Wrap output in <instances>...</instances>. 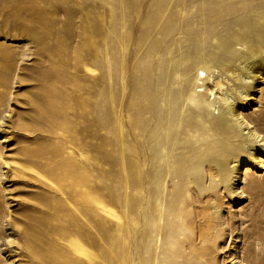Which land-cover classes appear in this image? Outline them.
Instances as JSON below:
<instances>
[{"label": "rangeland", "instance_id": "obj_1", "mask_svg": "<svg viewBox=\"0 0 264 264\" xmlns=\"http://www.w3.org/2000/svg\"><path fill=\"white\" fill-rule=\"evenodd\" d=\"M250 17L264 23V0H0V264H59L50 256L28 258L32 252L24 251L25 225L31 215L39 220L45 240L58 242L49 234L57 219L48 217L54 215L48 205L56 193L41 181L57 163L67 167L70 159L86 183L74 191L61 181L65 193L60 197L66 202L74 193L92 192L94 250L121 255L127 228L120 154L127 143L138 144L131 117L139 111L142 85H151L154 94L167 74L178 80L177 59L182 77L190 81L186 89L205 88L199 92L206 99L214 97L210 93L221 75L228 88L223 92L230 90V98H238L236 113L250 121L241 131H261L259 144H264V52L243 56L250 57L245 64L235 62L240 70H254L245 72L243 95L231 92L238 81L211 58L218 38H231ZM233 50L240 54L247 45L234 43ZM262 58L263 64L256 62ZM201 65L209 77L196 79ZM157 95L162 98L160 91ZM256 149L255 160L231 162L229 192L224 185L211 189L220 190L223 204L217 213L214 207L208 210L214 222L205 241L200 244L193 235L194 245H178L184 255L197 253L189 264H264V149ZM218 200L216 194L200 202ZM70 223L64 216L59 224L65 244L75 228ZM106 233L109 245H115L111 252ZM100 262L97 257L88 264Z\"/></svg>", "mask_w": 264, "mask_h": 264}, {"label": "bare ground", "instance_id": "obj_2", "mask_svg": "<svg viewBox=\"0 0 264 264\" xmlns=\"http://www.w3.org/2000/svg\"><path fill=\"white\" fill-rule=\"evenodd\" d=\"M221 40L218 38L216 51L211 54L213 64L220 65L231 73L232 80H237L239 84L233 86L235 83H232L231 92L235 94L238 91L240 95H243L242 86L247 84L245 79L248 78L245 72L252 73L254 70H250L251 67L247 68L249 64L246 65V71L240 70L235 67V62L238 60L240 64L244 63L250 57L245 59L242 58L243 56L248 54L253 57L258 52H264V23H259L254 17L247 18L241 30L233 31L231 38ZM189 43L193 44L191 41H188ZM234 43L246 44L247 50L235 54ZM260 47L263 51H258ZM262 60L263 58L257 59L256 62L260 63ZM180 66V59H177L174 67L178 69L177 74L180 78L172 80L171 73L167 74L166 80L158 81L154 94H151L149 90L151 85L143 84L140 90L139 111L134 113L133 118L130 116L133 131L136 132L139 140L137 145L127 143L126 150L121 151L120 154V161L125 170L122 172L125 181L124 223L127 228V231L122 234L121 255L114 251L113 256V252L108 256L107 250L102 249L99 252L94 250L91 210L95 196L92 192L80 197H77L79 194L74 193V196L69 197L71 199L68 198L66 202L60 197L65 193L61 181L66 180L68 187L74 191L77 186L86 183V175H78L77 164L74 159H70L67 167L61 163L51 167L54 172L46 175L45 181H41L47 186L49 192L56 193L51 204L48 205L54 215L48 217L51 219L55 216L57 219V227H53L49 234L56 235L58 242H47L48 239L45 240L46 234L44 230L42 231L39 220L31 219L29 215L28 222L31 220V227L27 222L24 251L31 249L32 253H26L30 260L35 261L36 255L40 259L50 256L53 262L59 264H88L97 257L101 259L99 264H111V262L115 264H169L170 262L189 264L188 259L197 254L191 250L186 253L190 255H184V251H180L178 245L181 242L188 243L189 246L194 245L195 240L191 241L193 235L195 239L197 235L199 236L200 244L207 238L206 230H210L214 222V217L208 210L214 207V212L217 213L223 204L220 190L211 189L224 185L229 192V182L233 173L231 162L238 161L241 157L255 160L258 158L256 148L264 149V144H259L263 140L261 131L249 129L247 133L242 132L248 127L243 128L244 122L249 124L250 121L241 118L240 113H236L234 104L238 98L236 95L230 98L228 94L230 90L223 92L227 87L222 77L220 78L221 75H218L214 82L215 92L211 90L210 93L214 94V97L206 99L203 93L199 92L205 88L186 89V84L190 81L182 77L184 71L180 69ZM203 68L204 66L201 65L197 69L196 79L209 77V73ZM202 83L206 85L205 80ZM158 91L162 93V98H158ZM216 93H218L217 96ZM111 98L113 99L112 95ZM191 103L195 107H191ZM211 107H214V110ZM107 110L109 111L108 108ZM137 163L140 164L139 167ZM66 170L67 173H64ZM49 172H51L50 169ZM41 173L44 172L41 171ZM230 193L233 192L230 191ZM216 194L219 199L216 203L200 202L203 197ZM77 212L79 215L82 214L85 220L79 217ZM64 216L68 217L75 226L74 231L68 236V242L65 241L67 244L63 243L64 239L61 237L63 227L62 225L59 227V224L63 223ZM101 224L98 226L100 230L103 227ZM222 234L221 229L216 234V239H219ZM105 238L108 241L107 248L111 252V247L115 245H109V233L105 234ZM37 240L41 243L38 244ZM15 242V239L12 240V243ZM43 254L45 256H42ZM181 257L184 259L180 263ZM115 259L118 262H115Z\"/></svg>", "mask_w": 264, "mask_h": 264}]
</instances>
